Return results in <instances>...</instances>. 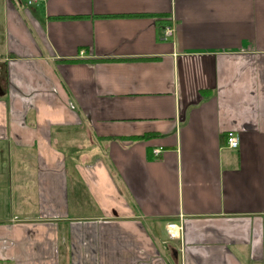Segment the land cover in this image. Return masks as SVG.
Masks as SVG:
<instances>
[{
	"label": "crops",
	"instance_id": "crops-1",
	"mask_svg": "<svg viewBox=\"0 0 264 264\" xmlns=\"http://www.w3.org/2000/svg\"><path fill=\"white\" fill-rule=\"evenodd\" d=\"M27 1L0 0V264H264V0Z\"/></svg>",
	"mask_w": 264,
	"mask_h": 264
},
{
	"label": "built area",
	"instance_id": "built-area-1",
	"mask_svg": "<svg viewBox=\"0 0 264 264\" xmlns=\"http://www.w3.org/2000/svg\"><path fill=\"white\" fill-rule=\"evenodd\" d=\"M42 1H47V0H28L27 5L29 7L37 6L39 5ZM174 34V30L172 27L168 26L165 31H164V40L168 41L172 38ZM85 55V52L82 51L80 56L83 57ZM241 143V138L238 134L234 132H229L226 136V145L230 149H238L240 147ZM161 153V150H155L154 151V156L158 157ZM169 238L174 240H183L184 236V220L183 217H180V222L179 223H172L167 226Z\"/></svg>",
	"mask_w": 264,
	"mask_h": 264
},
{
	"label": "rangeland",
	"instance_id": "rangeland-1",
	"mask_svg": "<svg viewBox=\"0 0 264 264\" xmlns=\"http://www.w3.org/2000/svg\"><path fill=\"white\" fill-rule=\"evenodd\" d=\"M2 50H1V48H0V56L2 55ZM18 184H15L14 186H13V196H14V199H15V203L17 202V204L19 203V205L21 204L22 206L24 205L23 203V201H21V199H20V195H21V193H19V191H18ZM25 191H26V195H27V199H29V201H26V205L28 206V207H30V209L32 210L33 208H34V206H35V202H36V199H35V197H36V195L33 193V186H28L26 189H25ZM74 197V199H75V201H76V203L74 202L73 203V205H72V207L73 208H75L76 210H78V211H82V212H80V214H82L83 216H87V215H89L88 213V209L89 208H87L86 206H91L90 205V203H88V200H87V195H86V192L84 191V186L82 187L80 184L78 185V188L76 189V193H75V196H73ZM88 203V204H87ZM16 204V205H17ZM75 205V206H74ZM92 209V208H91ZM26 211H27V209H26ZM87 214V215H86ZM64 264V263H63Z\"/></svg>",
	"mask_w": 264,
	"mask_h": 264
}]
</instances>
